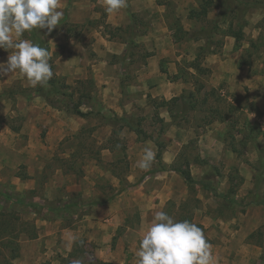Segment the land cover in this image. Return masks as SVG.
Listing matches in <instances>:
<instances>
[{"label": "rangeland", "instance_id": "374dc122", "mask_svg": "<svg viewBox=\"0 0 264 264\" xmlns=\"http://www.w3.org/2000/svg\"><path fill=\"white\" fill-rule=\"evenodd\" d=\"M75 1L61 0L58 10L63 15L66 11L70 15ZM131 1L127 0L128 18ZM202 1L137 0L139 7L149 5L153 9L135 13L133 28L126 29L127 25L122 21L126 17L124 9L111 13L110 21L119 19L121 24L112 21L111 24L107 22L109 13L105 10L104 0H87V3L77 5L76 18L69 16V26H59L50 34L46 32L53 72L70 86L65 92L73 94V103H77L81 95L92 97L81 107L83 112L91 113L85 118L58 111L46 103V94L57 104L61 101L47 85L33 88L24 76L15 72L0 78V220L4 223L0 229V264H14L17 259L11 260L9 247H19L24 241L32 240L29 238L32 233L37 237L39 231L56 227L70 228L72 232L80 228L84 233L75 236L72 251L67 255L54 251L50 260L41 264H74L76 261L79 264H116L109 256L113 255L111 241L115 234L119 235L115 245L123 247L120 249L123 261L136 264L139 242L157 211H164L177 221L190 216L193 223L202 225L213 246V264H264V206L247 205L250 194L264 198V0H251L258 4L255 9L245 12L244 37L237 48L234 45L238 63L245 65L224 64L223 71H229L230 79L216 88L210 84L212 73L205 64L210 55H205L209 50L204 47V40L187 38L173 43L170 37L169 28L175 19L186 31L204 33L210 29L207 21L188 18L189 11L197 10ZM219 6L215 0L207 15L208 21L217 22L218 32L212 35L214 43L224 41L221 33L227 30L233 17L230 13L220 17ZM160 16L164 17L165 25L158 31L152 20ZM154 31L159 33L158 38L150 36L149 33ZM129 38L134 39L131 46H128ZM22 39L27 38L23 36ZM212 48L218 57L221 49ZM161 50L165 55L170 51L181 56L180 64L176 63L178 74L168 76V79L181 78L190 83L192 89L185 90V96L203 88L201 92L193 93L195 108L185 114L180 113L179 104L171 107L175 128L168 134L167 125L160 124L156 116H144L147 107H154L162 100L159 97L143 98L145 91L139 88L136 80L138 71L146 65L145 55ZM217 50L219 52H215ZM128 51L133 54L124 59L125 55H130ZM9 53L0 49V63L7 61ZM97 54L104 55L109 63L122 62L117 100L110 93L106 99L105 85L99 87L95 82L96 92L89 93L91 89L86 80H93L91 65L99 60ZM202 55L203 58L197 59ZM166 58L160 62L163 69L168 63ZM192 63L209 69L210 74L199 72L192 77L194 72L188 66ZM103 77L107 75L101 70L100 79ZM80 87L83 93L78 92ZM40 88L44 94L40 93ZM185 103L188 105V99ZM127 121L139 123L143 131L140 138L144 141L137 138L135 145L130 143L129 134L134 132L126 126ZM209 124H213L210 129L219 132L226 150L234 154L219 159L217 150L205 152V144L199 143L198 137ZM167 138L170 142L172 139L186 141L174 161L175 168L183 169L186 164H192L190 171L196 181H209L217 194L212 195L199 186L194 194L187 188L182 189L181 177L169 172L172 164L167 167L155 158L151 168L143 170L138 178L137 185L141 186L136 194L137 202L127 208L125 224L114 234L104 235L105 241L100 237L99 242L106 247V252L104 256L96 253V245L89 239L92 234H87L91 229L82 228L86 227L83 215L90 208L87 203L107 199L117 189L126 188L129 164L138 161L146 147L157 152L151 140L160 142L164 146L163 152ZM104 149L111 161L102 160ZM38 158L44 164L41 173L36 168ZM28 168H34L31 186H28V178H23L28 176ZM245 178L250 179V184L244 183ZM112 181H120V186L112 188ZM174 189L180 197L171 196ZM75 202L80 206L66 208ZM132 224L139 227L130 231L127 226ZM254 231L258 233L253 238H246ZM58 241L56 235L52 236L50 244ZM44 247L42 249L46 251ZM25 248L26 252L32 250L29 246Z\"/></svg>", "mask_w": 264, "mask_h": 264}, {"label": "crops", "instance_id": "0c3cea01", "mask_svg": "<svg viewBox=\"0 0 264 264\" xmlns=\"http://www.w3.org/2000/svg\"><path fill=\"white\" fill-rule=\"evenodd\" d=\"M135 1L137 0H132L130 2L129 5L130 13L135 14L138 12L150 11L153 9V7L149 5L145 7H139V5ZM85 3H87V0H76L74 3H72L73 7L71 8L72 9L71 14L68 15V18L69 16L71 19L76 18L78 11L77 5L79 4L81 5ZM124 11H125L124 14L126 15L127 9L124 8ZM108 15H109L107 19L108 23L113 24L112 22H115L116 24H121V22L118 21L119 19L111 20L112 21L111 22L110 21V18L112 17L111 13H109ZM122 21L123 24L125 23L127 26L131 23V20L130 18L127 17V15L126 17H124V19H122ZM152 21L154 23V26H157L158 31L163 30V25H165L164 17L160 16L156 20H152ZM149 34L150 36L152 35L155 38L159 37L158 36L159 33L158 32L156 33V31H154L153 33L150 32ZM168 34L170 36L169 31ZM223 40H224L223 46L220 52L221 54L218 55V57L216 56V54H210V56L205 59V64L211 70L212 73L211 74L212 77L210 79V84L212 88H216L220 86L221 83L227 82V78H229L228 75H230V73H227L228 70L223 71L224 64L226 63H229L230 65H233V63L238 64V57L236 55L238 51H236V49L234 48L235 45L234 39L231 37H225ZM172 41L173 40H171V42ZM166 52H167L166 55L162 54L165 53L164 50H161V52H156L154 54H151V56L145 59L146 65L143 68V70H141L140 72L138 71L136 80L138 82L139 88L145 91L143 98L148 97L150 99H155L156 97H159L164 101H168L173 97L180 96L185 90L192 89L190 83L183 82L182 80H180V78L176 81H170L168 79V76H174L178 74V68L176 66L177 65L176 63L180 64L181 56H176L175 52H170V51H166ZM165 56H167L166 59L168 60V63L165 64L166 65L165 70L167 74H162L160 72V62ZM96 57L99 60L94 61L93 64L91 65L93 72V80L96 83V85H98L99 87L105 85V87L103 88V92L106 99H108L107 93H110V95L114 94V99L117 100L118 97L120 96L119 95L120 78L123 74L122 62L119 61L116 63H109L104 58V55L101 54H97ZM215 57L217 58L215 59ZM235 67L237 69V66H234V68ZM101 70L106 72L107 77H103L102 79H100ZM232 73H234V71H232ZM147 108H148V112L146 113L147 115H144L145 118H147V116L154 115V112L156 111L158 117L163 120L164 124L167 125V134L171 132L172 128H175V123H173V120L170 117V114L168 113L166 107H160L157 110H155L153 106ZM212 125L213 124H209V126H206L203 134L200 137H198V142L199 143L202 142L205 144L204 145L205 152L208 153L207 150H209V152L217 150L219 152L218 154L219 159L222 156H229V155L231 156L232 154H234V152L226 150V148L224 147V142L219 136L220 135L219 132L215 131V129L209 128ZM129 138H130V143L132 145H135L137 143V137L134 133H130ZM185 142L186 141L175 140V139H172V141L170 142L169 139L167 138L166 147L161 154L160 163L162 165H166L167 167L170 166L176 160L180 147L183 144H185ZM173 147H175L176 149L172 150ZM102 152H103L101 155L102 160L111 161V157L109 159L108 155H105L107 154L108 151L104 149ZM110 154L111 153H109V155ZM142 155L143 153L139 155V159L141 158ZM43 166L44 164L42 160L39 158L36 159V168H38L39 170L38 173H41ZM191 168H192V164H190V169ZM32 171H34V168L33 169L28 168L29 178L28 180L26 179L28 181V186H31L29 182H32V184L34 183V179H32L31 181ZM141 172H143V170L137 167V161H135L134 163H130L129 173L125 177V183L127 187L123 188L121 191L117 189L114 195L107 199L96 200L95 202H103V203L99 205L90 206V208L86 210V213L83 215L84 220L82 221H86V227H82V228L83 230L85 228L91 229V231H89L87 234L89 235V233H91L93 235V236L90 235L91 237L89 239L92 240L96 245L95 248L96 253L102 254V256H104V253L106 252V247L101 246L102 243L99 242L100 237H102V241H105L104 235L109 236L112 233L114 234L115 232H117L119 226L125 224V220L128 218V215L126 213L127 208L130 206H135V203L137 202L136 194L139 193V188L141 186V184L137 185V181L140 175L142 174ZM169 172L174 173L172 171ZM191 175L194 180H197L194 178L193 174ZM119 182L120 181H112V183L110 182L111 187L117 188ZM244 183L250 184V179L245 178ZM180 187H182V189L187 188L184 182L181 183ZM175 191L176 190L174 189L173 190L174 193H172L171 196H173L174 198L180 197L179 195H176ZM139 221H140L139 223H141V219ZM137 227H139V225L132 224V225H128L127 229L130 231H134L136 230ZM83 233L84 231L82 232L80 228H78V230H75L73 232L70 230V228L56 227V229H52V230L43 229L38 232L37 237L35 239L27 240L26 242L24 241L22 245L21 244L19 245L20 247L19 257L14 261V264H41L45 260H50V256L54 251L65 256L72 251L73 239L75 238V236L82 235ZM250 233L248 234L250 235ZM55 235L57 236V238H59V241L56 244L53 243V245H51L50 243L52 240V236ZM249 235H246V238H248L247 236ZM25 246L31 247L32 250L30 252H26L27 248H25ZM43 246H45L44 248H47L46 251L42 249ZM122 248L123 247L119 246V244L114 245V250L112 251L113 255L109 254L113 263L126 264V262L123 261V259L121 258L120 249L123 250ZM115 256L118 257V259L115 260Z\"/></svg>", "mask_w": 264, "mask_h": 264}, {"label": "clouds", "instance_id": "9594fccd", "mask_svg": "<svg viewBox=\"0 0 264 264\" xmlns=\"http://www.w3.org/2000/svg\"><path fill=\"white\" fill-rule=\"evenodd\" d=\"M104 5L106 12L116 13L127 7V0H104ZM60 6L61 0H0V49L12 50L0 63V78L15 72L33 88L48 84L54 75L49 50L22 37L35 29L50 34L62 20ZM155 156L151 148H144L137 167L149 170ZM212 247L196 224L157 211L139 242L136 264H213Z\"/></svg>", "mask_w": 264, "mask_h": 264}, {"label": "trees", "instance_id": "16d2710c", "mask_svg": "<svg viewBox=\"0 0 264 264\" xmlns=\"http://www.w3.org/2000/svg\"><path fill=\"white\" fill-rule=\"evenodd\" d=\"M214 1L215 0H203L197 10H191L188 13V18L189 19H194L195 21L202 19L204 22L207 21L208 24L211 25L210 29H208L207 32L201 33V32L186 31V30L183 29V27L180 24L179 20L175 19L172 27L169 28L170 32H171V37H172V39H173V41L175 43L181 42V41H183L184 39H187V38L191 39V40H194V41L195 40L196 41L204 40V44H205L204 47L209 50V51H205V55L215 54L214 51H212L213 50L212 46H214V48H216V49L218 48V50L222 48L223 41L220 42V43L219 42L214 43V41L212 39V35L216 34L215 32H218L217 31V24H216L217 22H210V21L207 20V15H208L210 9L212 8V6L214 5ZM216 1H218L219 4H220V6H219V8H220L219 9L220 17H224L227 13H230V14L233 15L232 20L228 22L227 30L224 31L223 33H221V36L223 38H225V37L233 38L234 41H235V47L237 48L239 46L240 42L243 40L244 29L247 26V22H246L245 17H244L245 16V12L248 11V9L255 8L258 3H256V1L252 2L251 0H216ZM249 1H251L252 3L251 2L249 3ZM255 3H256V5H255ZM134 18H135V14L130 13L131 23L128 26L125 27L126 29H132L133 28L132 23L134 22ZM67 19H68V13L66 11L64 13L63 18L60 21V24L58 25V27L59 26H64V25L67 26L68 25V20ZM46 32H47L46 29H41V30L35 29V30H32L31 32H25L23 36L25 38H27V40H30L33 43L38 44L41 47H46V49L49 50V47L46 44V39L48 37ZM193 36H194V38L192 39ZM133 40H134L133 38H129L128 46H131V44H133ZM205 48H202V49H205ZM199 50H201V49H199ZM218 50L215 51V52H219L220 51V50L219 51ZM128 52H130V55H125L124 59H126V57L132 56L133 53H131V51H128ZM149 56H151V53H147L145 55V57H149ZM201 58H203V55L200 58L198 57L197 59H201ZM124 59H123V61H124ZM49 62L52 65V69L54 70L51 58H50ZM242 65H245V63H243V62H239L238 63V67H241ZM188 66L194 72V73H191L192 77H193L194 74H198L199 72H202L205 75H209L210 74V70L209 69H203L202 67H200V65H197L195 63L189 64ZM160 72L162 74H167L166 70L161 68V67H160ZM182 81L186 82L183 79H182ZM77 82H78L79 85H83V82H81V81H77ZM86 83H87V86L91 89V91L89 93L96 92V87H95L94 81L92 79H87ZM58 84H59V86H58ZM47 86H49L50 91L55 92L56 94H58L61 97L60 103L57 104V103L51 101L48 98V96H47L48 94L45 93L46 97H44L42 95L44 97V100L46 101V103H48L52 108H54V109H56L58 111H63L66 114L77 116V117H80V118H85V117H87V116H89L91 114L90 112H83L81 110L82 105L86 104L87 102H89V100H91V98H92L91 95L90 96L81 95V97L78 99L77 103H73V99H72L73 98V94L71 93L72 95L71 94L68 95L65 92L68 89H70V86L67 85L63 80L60 81V79H58V77H57V75H55V73H54L52 79L48 82ZM77 90H78V92H82L83 88L81 90V87H80ZM201 90H203L202 87L200 89L199 88L195 89L191 93H188L187 96H185V94L183 92L180 96L173 97V98H171L168 101H164V100L161 99L162 100L161 103L155 104L154 105V109L157 110L160 107H166L168 113L170 114V117L172 118L173 121H175V117L172 115V112H171L172 111L171 107H176L179 104L180 105V113L185 114L188 110L195 108V102L196 101H194V94L193 93L194 92L195 93L196 92L197 93L201 92ZM212 90L213 89H211V91ZM40 93L44 94L42 88H40ZM187 99L189 101L188 105H186V103H185V101ZM63 101H65V102H63ZM154 116H156V119L158 120V122L160 124L164 123L163 120L158 117L156 111L154 112ZM126 126L128 128H130V130L132 132H134V134L137 136V138L140 141H144L143 138L142 139L140 138L142 136L143 131H142V129L139 128V123H137L135 121L134 122L133 121H127L126 122ZM151 141L154 143V145L157 148V152H156L155 158H156L157 161H160L162 150H163L164 146L158 141H153V140H151ZM174 165H175V162L172 163L171 167L169 168V171L177 173L181 177V179L184 182V184L186 185L189 193L194 194L196 192V187L199 186L201 189L210 192L212 195H216L217 194L216 191L212 188V186L209 183V181H207L205 179H201L199 181H196V180L193 179V177L191 175V172H190V168H189L190 165L189 164H186L185 168H183V169H181V168L177 169V168H175ZM23 178L27 179L29 177L28 176H24ZM241 180H242V178H241ZM122 189L123 188L121 187L119 189V191H121ZM229 192L232 193L233 191H231V189H230ZM9 199H14V197H12V198L10 197ZM102 203L103 202H91V203H87V204H88V206H92V205H99V204H102ZM247 205H262V206H264V198H260V196L258 194H250L248 196ZM74 206L75 207L76 206H80V204L77 203V202L69 203L66 208H70V207H74ZM170 206L174 207L175 205L173 203H170ZM183 206H185V203L183 204ZM183 220H188L189 222L193 223V219L190 216L189 217H185L184 219L182 218V221ZM3 224H4L3 221L0 220V229H1V226ZM25 225L28 226V224H25ZM196 225L199 226L204 231V228H203L202 225H198V224H196ZM15 229H16V227L13 226V230H15ZM31 229H34V227H31ZM255 233H258V231L252 232L248 236V239L253 238L255 236L254 235ZM118 236H117V234H115L114 237H112V241H111L112 246L115 245V243H116V241L118 239ZM15 237H16V235H15ZM29 238L30 239L36 238L35 234L32 233ZM9 248H11V250H10L11 260H14V259L18 258L19 257V247H18V245H15L14 247H9ZM99 264H106V263H99Z\"/></svg>", "mask_w": 264, "mask_h": 264}]
</instances>
